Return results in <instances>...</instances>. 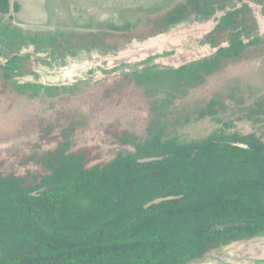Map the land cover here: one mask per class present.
Segmentation results:
<instances>
[{"label": "rangeland", "instance_id": "rangeland-1", "mask_svg": "<svg viewBox=\"0 0 264 264\" xmlns=\"http://www.w3.org/2000/svg\"><path fill=\"white\" fill-rule=\"evenodd\" d=\"M10 1L18 12L0 13V61L6 63L0 65V160L7 172L36 170L20 161L54 149L57 137L68 140L72 150L100 154L98 162L118 154L145 157L155 140L191 144L214 135H239L244 145L251 137L264 142V29L257 19L264 18V0H245L254 4L250 8L256 22L250 23L252 37L242 39L247 44L257 37L259 44L240 58L229 61L223 56L219 67L201 73L198 80L187 79L188 72L179 78L176 68L162 63L172 54L165 52L151 57L149 64L96 65L85 80L61 87L45 81L84 54L107 56L134 41L162 35L170 8L188 0ZM211 2L215 8L229 3L224 11L242 4ZM204 21L208 19L193 14L186 23ZM127 24L132 28L115 32V26L122 31ZM223 45L228 47L229 40ZM15 56L19 67L9 71ZM145 72L155 79L142 82ZM49 127L51 134L45 132ZM191 264H264V233Z\"/></svg>", "mask_w": 264, "mask_h": 264}, {"label": "trees", "instance_id": "trees-1", "mask_svg": "<svg viewBox=\"0 0 264 264\" xmlns=\"http://www.w3.org/2000/svg\"><path fill=\"white\" fill-rule=\"evenodd\" d=\"M243 1L205 37L213 48L226 39L229 46L177 68L179 78L188 72L187 79L198 80L219 67L223 56L234 60L259 44L257 37L247 44L242 39L252 37L250 23L256 22ZM215 4L188 0L176 5L166 14L167 30L193 14L213 17ZM12 9L18 12L16 3L0 0V13L9 15ZM18 58L9 60V71L19 67ZM150 73L141 74V81L152 82ZM54 139V149L20 161L36 170L7 172L0 160V264H191L264 233L260 139L249 138L248 149L237 145L239 135H214L191 144L155 140L145 157L118 154L101 162L100 154L88 148L72 150L68 140ZM155 157L161 160L140 162ZM169 196L179 199L145 208ZM228 224L238 225L220 228Z\"/></svg>", "mask_w": 264, "mask_h": 264}, {"label": "bare ground", "instance_id": "bare-ground-1", "mask_svg": "<svg viewBox=\"0 0 264 264\" xmlns=\"http://www.w3.org/2000/svg\"><path fill=\"white\" fill-rule=\"evenodd\" d=\"M263 20V17H259V22L262 26H264ZM216 24L217 22L214 19L197 22L193 25L183 23L172 28L170 33L155 40H148L142 44L135 42V44L129 46L123 50V52H145L151 49H155V51L164 50L172 53L174 52L173 54L176 55L165 59L162 63L177 69L215 54V51L210 45L199 47L197 41H199L200 38L202 39L209 32L211 33ZM187 48L192 49L189 50ZM70 62L71 64L68 68L60 71L54 79L46 80L45 84L50 86H62L85 80L89 70L96 65L102 64L101 57L97 53L89 55L84 54ZM111 65L112 64H109V67H111Z\"/></svg>", "mask_w": 264, "mask_h": 264}, {"label": "water", "instance_id": "water-1", "mask_svg": "<svg viewBox=\"0 0 264 264\" xmlns=\"http://www.w3.org/2000/svg\"><path fill=\"white\" fill-rule=\"evenodd\" d=\"M246 4H248L251 8L254 7L251 2L249 1H244ZM242 7V4H239V6L237 8H241ZM236 8V9H237ZM235 9H231V8H227L226 11H224L223 13H218V14H215L214 15V20L217 21V25L220 23V19L225 16L228 12H232L234 11ZM259 17H257L258 19V22H259ZM264 19V18H263ZM263 23H264V20H263ZM260 24V22H259ZM216 25V26H217ZM215 26V28H216ZM261 28L264 29V26H262L260 24ZM214 28V29H215ZM172 29L168 30L167 32H164L162 35H159V36H156V37H153V38H149V39H146V40H143V41H134L132 42V44H129V45H126L125 47L119 49L118 52L114 53V54H109L107 56H100L101 57V62L102 63H108V64H112L111 67H118V66H121L123 64H127V63H133V62H140V61H145L151 57H156L158 55H162L164 54L165 52H169V51H164V50H158V51H155V49H151L150 51H134V52H123V50H125L126 48H128L129 46L135 44V42H138V44H142V43H145L147 42L148 40H155L163 35H166L168 33H170ZM187 47V46H186ZM226 46L225 45H221L219 46L218 48H213V50L215 51L214 53L217 54V52L221 49V48H225ZM187 49H192V48H187ZM239 147L241 148H244V149H248V146L247 145H244V144H237ZM158 160H161V158H144L142 160H140L141 163H150V162H154V161H158ZM179 199V197H175V196H169V197H164V198H159V199H156L152 202H150L149 204H147L145 206L146 209L154 206V205H159L161 203H164V202H167V201H173V200H177ZM238 224H228V225H225V226H221L220 228L221 229H224L226 227H235L237 226Z\"/></svg>", "mask_w": 264, "mask_h": 264}, {"label": "flooded vegetation", "instance_id": "flooded-vegetation-1", "mask_svg": "<svg viewBox=\"0 0 264 264\" xmlns=\"http://www.w3.org/2000/svg\"><path fill=\"white\" fill-rule=\"evenodd\" d=\"M244 1H245V0H244ZM244 1H243V2H244ZM228 4H229V3H225L226 7L228 6ZM242 4H243V3H242ZM174 7H175V6H174ZM174 7H171L170 10H171L172 8H174ZM218 9H219V10H222V9L219 8V6H218L217 10H218ZM225 9H226V8H225ZM225 9H224V10H225ZM217 10H216V11H217ZM224 10H222V11H224ZM213 17H214V16H213ZM189 19H190V17H189L188 19L182 21V22H179V23L173 24V25L170 27V29L175 28L176 26H178V25H180V24H183V23L187 22ZM206 19L209 20V19H211V17L206 18ZM216 22H217V21H216ZM127 25H129V24H127ZM127 25H124L123 27H126ZM216 25H217V24H216ZM114 28L117 29V28H120V27L115 26ZM130 28H132V27H130ZM170 29H169V30H170ZM213 30H214V29H213ZM213 30H212V31H213ZM126 31H127V30H126ZM126 31H125V30H124V31L115 30L116 33H118V32H120V33H125ZM167 31H168V30H167ZM164 32H165V31H164ZM208 34H210V32H209ZM208 34H207V35H208ZM207 35H206V36H207ZM206 36H204L202 39L205 40V37H206ZM202 39H201V40H202ZM197 44H198V43H197ZM204 45H210V46L212 47V45H211L210 43H206V42H204V43L201 42V43L198 44L199 47H202V46H204ZM221 45H223V44H221ZM212 48H213V47H212ZM173 55H176V54H173V53H172L169 57H171V56H173ZM213 55H214V54H213ZM213 55H212V56H213ZM210 57H211V56H210ZM207 58H208V57H207ZM7 60H8V59H7ZM200 61H201V60H200ZM196 62H197V61H196ZM2 64H6V63H3V61H0V65H2ZM60 87H61V86H60Z\"/></svg>", "mask_w": 264, "mask_h": 264}]
</instances>
